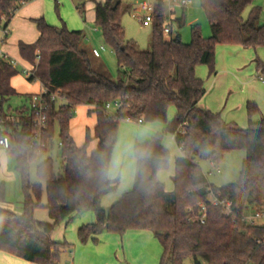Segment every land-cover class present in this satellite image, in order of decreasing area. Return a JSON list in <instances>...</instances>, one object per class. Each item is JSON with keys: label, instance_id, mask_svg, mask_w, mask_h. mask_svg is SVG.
<instances>
[{"label": "trees", "instance_id": "trees-1", "mask_svg": "<svg viewBox=\"0 0 264 264\" xmlns=\"http://www.w3.org/2000/svg\"><path fill=\"white\" fill-rule=\"evenodd\" d=\"M210 25L211 36L205 38L197 25L192 26L191 42L180 35L165 33L166 4L157 0L152 32V50L141 52L127 41L122 27L121 0L96 4L95 26L105 44L117 58L119 78L112 80L96 72L89 51L82 48L83 31H69L49 26L44 19L35 21L40 33L33 45L20 44L21 57L34 64L30 82L38 81L46 89L44 99L47 128L42 131V147L31 148L39 132L36 116L29 107L33 96H20L11 85L18 71L0 64V123L8 137L9 158L16 162V172L24 195L23 213L0 206V252L30 264H60L62 255L73 250L67 242H55L52 236L58 225H68L77 214L93 212L95 222L78 229L82 245L104 233L125 235L128 231L153 233L163 249L160 264H264V225H250L249 210L264 212V120L255 103L247 104L248 127L227 124L220 113L199 107L206 95L205 83L196 69L206 66L215 75L216 47L239 46L255 51L264 48V23L261 10H253L249 19L243 13L252 0H198ZM24 0H0V26L6 29ZM58 5V3H57ZM79 12L83 15L81 8ZM179 28L185 19L176 20ZM95 58V57H94ZM256 71L264 81V63L257 58ZM59 92L62 101H52ZM13 99L22 106H9ZM121 107L110 114L108 105ZM28 104V105H27ZM5 106H8L5 109ZM92 107L96 116L94 138L87 131L86 141L78 147L70 133V123L78 107ZM171 108L176 115L168 123ZM142 124L164 123L167 129L138 146L150 149L152 159L141 165L132 190L124 193L109 208L102 199L115 194L118 180H104L99 174L100 160H108L116 147L119 126L124 121ZM58 130L63 174H56L48 159L37 168L44 182L47 203L42 204L43 185L31 183L30 165L45 153ZM170 134L182 150L175 162L172 178L174 191L168 193L158 174L170 165V152L163 137ZM97 142L89 152L90 144ZM243 151L246 158L238 181L223 188L212 186L198 161L217 166L225 155ZM211 194L232 204V214L210 203ZM5 191L0 184V205ZM201 205L206 218L200 221ZM48 210L52 224L35 219L37 209Z\"/></svg>", "mask_w": 264, "mask_h": 264}, {"label": "rangeland", "instance_id": "rangeland-1", "mask_svg": "<svg viewBox=\"0 0 264 264\" xmlns=\"http://www.w3.org/2000/svg\"><path fill=\"white\" fill-rule=\"evenodd\" d=\"M49 7V19L51 23H58L61 27L64 26V22L61 18V13L73 10L74 14L80 16L75 7H72V4H65V0H50ZM72 1V0H71ZM83 1V0H81ZM123 8V17H122V27L125 31V36L127 41H132L135 43L138 51L141 52H150L152 50V32L153 24L143 25L139 21V16H143V13L139 11V8L142 4H150L155 6L157 0H121ZM163 1V0H162ZM181 1V0H177ZM164 2V1H163ZM58 3V5H57ZM166 11L165 16L170 17V11L167 7L168 3L166 2ZM260 9V22L264 23V0H252L251 4L246 8L243 13V18L248 20L252 11ZM174 10V19L175 18H184L185 25L182 28H179L176 20L172 22V29L174 35H180L182 41L185 44L191 42V30L193 25L200 27L202 35L205 38L211 36V28L208 22V19L199 3L198 0H191V3L187 8L176 7ZM53 21V22H52ZM64 23V24H62ZM82 23V22H81ZM56 27V26H54ZM3 26H0V39L3 37ZM86 34V39L82 44L84 50L89 51L92 54L93 49H100L102 46L106 48L105 52H101V58L92 57L93 68L96 72L109 77L112 80H117L119 78V66L117 62L116 55L114 51L109 48L102 37V33L96 28L95 23H87L84 25L83 29ZM10 37V34H9ZM233 50H243L248 54H256L255 58L258 57L264 63V48H261L257 51L253 49H246L239 46H229V45H219L216 47V65L215 71L217 72V78L220 80L219 84L214 88V91L211 92L213 87V81L215 80L214 75H210V71L206 66H199L196 69V74L199 78L203 80L205 86L208 90V94L205 96L204 101H212L215 103L210 104L212 109L217 113H220L222 119L227 124H236L239 128L246 129L248 127V114L247 109H237L229 110V104L227 105L226 99L229 95V90L232 93H238L241 96L242 93L249 94V90L246 88L242 90L241 82L239 79H233L231 75L227 72L229 69L228 58L229 52ZM254 65V64H253ZM251 65V67H253ZM246 70H249L250 67H246ZM22 68H19V75L13 79V83L16 86L17 90L23 91L24 93H33L34 96H39L41 91V85L39 82L35 81L33 83H28L27 78L21 73ZM253 72V81H256L257 84H260L264 87L263 78ZM211 92V93H209ZM259 108V114L253 117V120H258L264 118V100L261 104H256ZM13 109H17L22 106V102H12L9 104ZM8 106H5L7 109ZM93 110L89 107H78L75 111L74 118L70 123V133L78 147H82L86 141L87 131L90 130L92 138H94V128L96 126L97 120L94 114H91L90 111ZM115 111L110 110V114H114ZM176 115V110L171 108L168 113V123H171ZM167 129V124L164 123H150V124H138L133 122L124 121L119 126L118 132V141L125 138H137L139 134L143 136L137 139V144H144L151 140L158 134H163ZM97 142L94 140L89 147V152H92L96 149ZM163 144L170 152L171 160L169 167L161 171L158 174V180L165 185V189L168 193L174 191V185L172 178L175 170V160L181 157V150L178 148L177 144L174 142L170 134H165L163 137ZM117 145V144H116ZM246 158V154L243 151H235L225 155L224 159L217 165L213 166L208 161H198L201 168L203 169L208 182L216 187L223 188L228 185L234 184L238 181L240 173L242 171V165ZM48 159H51L54 162L55 173L63 174V160L60 148V142L58 138V130L56 131L55 138L50 140L48 143V148L45 153H41L37 156L36 160L30 165V180L31 183H40L43 185V194H42V204L43 206L47 203V197L44 187V182H42L37 175V168L40 164L44 163ZM115 179H119V188L117 192L113 195L107 197L109 200L119 199V197L132 190L134 186L135 179L131 182H122L121 178L118 176ZM0 184H3L5 191V203L12 209L13 213L16 215H22L23 213V202L24 195L21 187L20 178L16 172V162L15 160L9 158L7 152L0 149ZM114 200V201H117ZM254 210H249L246 213V220L249 222V218L253 217ZM35 219L39 223L43 224H52L53 221L49 216V212L44 207L39 208L35 212ZM91 222H87V221ZM95 221V215L93 212H85L77 214L73 220L68 224H60L57 226L54 232V240L67 242L73 245L72 240L78 241V227L84 223H92ZM258 223V221H256ZM76 238V239H75ZM79 242V241H78ZM79 244L82 245L80 242ZM120 244V243H119ZM122 247V246H121ZM74 254H76V248L74 247ZM82 250V249H80ZM123 252L122 249L120 250ZM82 251H78L76 255V262H81V260H98L106 258V254L102 255L97 253L93 249H86L83 259H81ZM96 255V256H95ZM103 257H101V256ZM70 257V255H67ZM67 257V258H68ZM131 257V256H130ZM65 258V257H64ZM63 258V259H64ZM132 258V257H131ZM120 260H122V255H119ZM126 259V257H125ZM70 260V259H68ZM129 260V259H128ZM72 261V259L70 260ZM160 264V262H158ZM185 264H192V261L188 259Z\"/></svg>", "mask_w": 264, "mask_h": 264}, {"label": "crops", "instance_id": "crops-1", "mask_svg": "<svg viewBox=\"0 0 264 264\" xmlns=\"http://www.w3.org/2000/svg\"><path fill=\"white\" fill-rule=\"evenodd\" d=\"M105 1L106 0H83V1L65 0V4L69 3L71 5L73 3L72 7L73 6L75 7L76 12L80 16L78 15L76 16L73 10L67 11L65 13L63 12L61 13V18L65 24L64 23L62 24H64L69 31H73V32L83 31L84 25H86L88 22L95 23L96 4L98 3L103 4ZM50 3H51L50 0H24L23 3H20L18 5V9L15 15L13 16V18L7 24L6 27V29L10 34V37L8 35L5 43L1 47L3 52L7 55L9 59L17 60L18 62L21 63L23 67H26L27 69L32 71L34 70V64H30L21 57L20 44L33 45L38 41L40 37V33L37 30V26L35 23V21L37 20L44 19L49 26L52 27L56 26V28H60V29L62 28L60 24L57 25L58 23L56 24L51 23V20L48 17ZM79 8H81L83 15H81V13L79 12ZM174 15H175L174 10H171L169 18L171 19L172 22L174 20L179 19V18L174 19ZM93 50H97V49H93ZM229 54H230L228 58L229 69L227 72L229 73V75L233 77V79L235 78L239 79V81L241 82L242 90L247 88L250 91L249 94L242 93L241 96H239L238 93H232V91L229 90V95L227 96L226 99L227 105L229 104V110L230 111L237 109L241 110L243 108L245 109V107L247 109L248 103L261 104L262 100H264V87H262L263 85L261 86L260 84H257L256 81H253V77H254L253 72L255 71V67H256L255 61L258 57L255 58L256 54H248L247 52H243V50H233V51L231 50ZM251 65H253V67H251ZM246 67L248 68L250 67V69L246 70L247 69ZM18 73H20L19 70ZM256 74L258 73L256 72ZM214 76L215 77L217 76V72ZM219 81L220 80L216 77L215 80L213 81L212 84L213 87L211 88V92L214 91V88L219 84ZM27 82L30 84L33 83L30 82L28 78H27ZM11 85L15 89L16 93L20 96L23 97L34 96L33 93H24L23 91L17 90L16 86L13 83V80L11 81ZM40 85H41L40 94H43L46 91V89L43 87L41 83ZM205 89L207 95L208 90L206 86ZM204 98L201 100L199 107L202 109L209 110L213 113H217L214 109H212L210 105V104L215 105V103L212 101L206 102L204 101ZM13 101L22 102V100L20 99H13L10 103H12ZM261 120H264V118L262 117L254 121L260 122ZM172 138L175 142L173 136ZM181 157H183L182 150H181ZM211 165L213 164L211 163ZM113 180L119 181V179H113ZM109 196L110 195H107L102 199L101 204L104 208L111 207L121 198L120 196L118 200L114 198L113 200L110 199L108 200L107 197ZM0 206L5 210L13 212L12 209H10L6 205V203L1 204ZM254 214H256V212ZM247 218H252V217H247ZM87 222H91V221L88 220ZM258 223L264 225V223L262 222H258ZM62 224H66V223H62ZM87 224H91V223H84L80 225L78 229L81 226ZM53 238H54V234L52 236V239ZM96 240H97L96 243L90 241L89 243L86 244V246H81L78 242L79 240L77 241V239L72 240L73 249L74 247L76 248L75 250L76 254L73 253L74 250L70 252L69 251L65 252L61 257L60 264H158V262H160L163 253V249L161 245L154 237L153 233L149 231H128L123 236L104 233L96 237ZM53 241L55 240L53 239ZM55 242H61V241H55ZM86 249H93L96 252V255H98L97 253H99L102 255L106 254L107 256L106 258L98 259V260H91V261L84 260L83 258L86 255L85 253ZM121 249L123 251L122 253L120 251ZM78 251H82L81 259L83 260H81V262H76V255ZM67 255H70V257H68ZM119 255H122V260L118 259ZM68 259L70 260L72 259V261ZM0 264H30V263H27L24 260L14 257L12 255L0 252Z\"/></svg>", "mask_w": 264, "mask_h": 264}, {"label": "built area", "instance_id": "built-area-1", "mask_svg": "<svg viewBox=\"0 0 264 264\" xmlns=\"http://www.w3.org/2000/svg\"><path fill=\"white\" fill-rule=\"evenodd\" d=\"M164 3H168L167 7L169 9V11L173 10L176 7L179 8H187V6L191 3V0H181L178 1L177 0H163ZM139 11L141 13H143V16H139V21L143 24V25H149V24H153V20H154V14H155V6L150 5V4H142L139 8ZM172 31V21L169 17H167L166 20V28H165V33L166 34H170ZM9 35V32L7 29H4L3 31V37L0 39V64L2 62L8 64L12 69L14 70H19V68H22L21 73L28 79H30L34 73L32 70L27 69L26 67H23L21 65L20 62H18L17 60H13V59H9L7 57V55L3 52L2 50V45L5 43L7 37ZM106 48L105 47H101L99 50H93L92 54L94 55L95 58H100L101 56V52H105ZM46 93V91L44 92ZM43 94L39 95V96H33L32 99L30 100L29 103V107L31 109V111L34 113V115L36 116V126L38 127L39 132L34 136V142L31 144V148L38 146V147H42V131L45 130L47 128V119L45 117V111H46V107H45V103H44V99H43ZM56 100H61L60 96H59V92H56L55 94L52 95V101H56ZM121 107L120 104L115 103L114 105H108L107 109L110 110H117ZM130 122V121H128ZM138 124H142V120L138 121ZM6 132L4 124L0 123V134H4ZM10 141L8 139V137H0V149L7 152L10 149ZM210 203L212 206L214 207H218V206H222L224 208V213L227 216H230L232 214V204L230 202H226V201H221L218 196H215L214 194H211L210 197ZM201 217H200V221L204 222V219L206 218V207L204 205H201ZM258 222H262L264 223V213L263 212H259L256 213L254 217L249 218V224L250 225H255V224H259Z\"/></svg>", "mask_w": 264, "mask_h": 264}, {"label": "clouds", "instance_id": "clouds-1", "mask_svg": "<svg viewBox=\"0 0 264 264\" xmlns=\"http://www.w3.org/2000/svg\"><path fill=\"white\" fill-rule=\"evenodd\" d=\"M142 136L121 139L110 159L101 158L99 174L102 179L113 180L119 176L122 182H131L136 178L141 165L152 159L150 149L137 144V139Z\"/></svg>", "mask_w": 264, "mask_h": 264}]
</instances>
